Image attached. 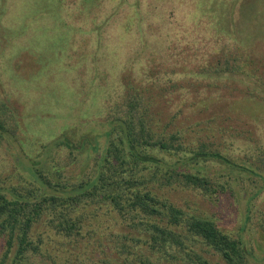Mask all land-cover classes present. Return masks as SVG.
<instances>
[{"label": "rangeland", "instance_id": "1", "mask_svg": "<svg viewBox=\"0 0 264 264\" xmlns=\"http://www.w3.org/2000/svg\"><path fill=\"white\" fill-rule=\"evenodd\" d=\"M136 89L145 97L141 110L166 133L214 141L230 158L262 168L221 196L157 188L191 214L243 234L252 264H264V0H0V102L19 124L16 136L0 140V180L18 183L33 160L54 163L60 180L85 176L92 146L75 144H104L108 105ZM222 173L234 177L210 163L208 174ZM87 229L78 243L58 246V260L132 264L115 234L145 238L107 212ZM4 247L0 240V258ZM159 259L193 264L180 254Z\"/></svg>", "mask_w": 264, "mask_h": 264}, {"label": "trees", "instance_id": "2", "mask_svg": "<svg viewBox=\"0 0 264 264\" xmlns=\"http://www.w3.org/2000/svg\"><path fill=\"white\" fill-rule=\"evenodd\" d=\"M133 91H125L117 103L108 105L104 144L97 138L95 145L83 139L75 144L92 146L94 167L85 176L60 180L64 176L54 163L33 160L24 164L28 174L21 175L18 183L0 180V240L5 246L0 264H71L58 260V246L78 243L83 232L90 231L92 220L106 212L145 236L115 234L121 238L117 249L134 255L132 264H162L159 255L178 254L193 264H220L213 257L224 264H252L243 234L225 231L213 217L191 214L160 195L157 187L221 196L232 193V181L251 180L262 168L230 158L214 141L190 142L181 132L166 133L150 112L141 110L142 92ZM18 129L12 108L0 102V140L16 136ZM59 142L75 148L69 139ZM213 162L229 167L234 177L208 174ZM257 196L255 192L247 201L245 223ZM259 222L264 226V218Z\"/></svg>", "mask_w": 264, "mask_h": 264}]
</instances>
